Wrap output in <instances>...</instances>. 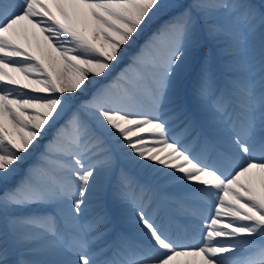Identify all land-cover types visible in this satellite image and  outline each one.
Returning <instances> with one entry per match:
<instances>
[{"label":"snow or ice","instance_id":"1","mask_svg":"<svg viewBox=\"0 0 264 264\" xmlns=\"http://www.w3.org/2000/svg\"><path fill=\"white\" fill-rule=\"evenodd\" d=\"M0 264H264V3L0 0Z\"/></svg>","mask_w":264,"mask_h":264},{"label":"trees","instance_id":"2","mask_svg":"<svg viewBox=\"0 0 264 264\" xmlns=\"http://www.w3.org/2000/svg\"><path fill=\"white\" fill-rule=\"evenodd\" d=\"M251 2H252L253 4H255L257 7H258V5L261 6V4L264 3L263 0H259V1H257V0H251Z\"/></svg>","mask_w":264,"mask_h":264},{"label":"rangeland","instance_id":"3","mask_svg":"<svg viewBox=\"0 0 264 264\" xmlns=\"http://www.w3.org/2000/svg\"><path fill=\"white\" fill-rule=\"evenodd\" d=\"M264 1V0H263ZM258 7H260L259 5H258ZM43 149V143H42V145H41V149L40 150H42ZM35 158V157H34Z\"/></svg>","mask_w":264,"mask_h":264}]
</instances>
